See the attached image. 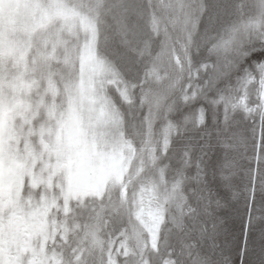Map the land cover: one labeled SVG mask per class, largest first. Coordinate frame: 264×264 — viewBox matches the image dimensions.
<instances>
[{
    "label": "snow or ice",
    "instance_id": "6c2138e0",
    "mask_svg": "<svg viewBox=\"0 0 264 264\" xmlns=\"http://www.w3.org/2000/svg\"><path fill=\"white\" fill-rule=\"evenodd\" d=\"M223 193L245 264L264 0H0V264H230Z\"/></svg>",
    "mask_w": 264,
    "mask_h": 264
},
{
    "label": "rangeland",
    "instance_id": "374dc122",
    "mask_svg": "<svg viewBox=\"0 0 264 264\" xmlns=\"http://www.w3.org/2000/svg\"><path fill=\"white\" fill-rule=\"evenodd\" d=\"M219 87H223V83L218 84ZM211 95V93H210ZM187 113V109H184ZM239 120V116L237 117ZM224 207L219 210L220 219L223 221L221 225V235L219 243L223 247L224 255L230 260V264H240V257L238 255L239 248L244 243V223L246 220L245 208L242 202L233 200L227 193L222 194ZM264 228V222L258 219H253V227L249 232V255L245 259V264L249 261L257 259L259 252V244L255 245V252H252V241L259 239V232Z\"/></svg>",
    "mask_w": 264,
    "mask_h": 264
}]
</instances>
